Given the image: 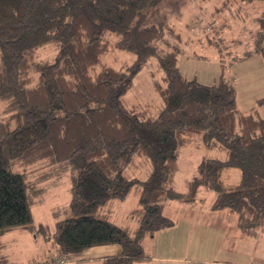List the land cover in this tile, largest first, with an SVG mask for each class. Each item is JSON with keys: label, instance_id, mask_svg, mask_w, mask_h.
<instances>
[{"label": "trees", "instance_id": "1", "mask_svg": "<svg viewBox=\"0 0 264 264\" xmlns=\"http://www.w3.org/2000/svg\"><path fill=\"white\" fill-rule=\"evenodd\" d=\"M165 1L0 0V264H13L4 234L16 227L49 238L62 255L116 243L120 252L100 264L147 260L145 239L176 222L164 213L165 202L193 200L201 188L215 191L213 207L231 210L243 229L264 224V117L258 109L264 97L249 109L240 106L222 48L218 82L188 77L179 65L180 34L147 21ZM252 5L258 14L249 12ZM217 9L243 21L228 63L264 59V0H223ZM47 44L56 52L39 57ZM238 47L245 48L240 53ZM115 50L134 60L120 67L105 62ZM151 56L164 73L156 83L163 104L154 113L123 98ZM187 145L225 154L203 157L180 190L176 175ZM234 168L238 181L226 176ZM53 172H69L71 199L54 209L49 235L32 206L43 202L47 187L41 183ZM132 192L138 196L135 227L99 212Z\"/></svg>", "mask_w": 264, "mask_h": 264}, {"label": "rangeland", "instance_id": "2", "mask_svg": "<svg viewBox=\"0 0 264 264\" xmlns=\"http://www.w3.org/2000/svg\"><path fill=\"white\" fill-rule=\"evenodd\" d=\"M222 3L223 0H166L159 6L156 14H151L147 21H155L176 29L181 36L180 43L184 48V52L179 56L180 68L188 77H195L198 81L208 84L218 82L220 48H222L221 54H223L224 62L227 63L228 75L237 77L239 104L244 109L254 105L258 98L264 97V61H260L261 56H256L249 58L248 61L236 62L232 65L228 63L232 55L237 53V47H230V44L233 45L232 39L238 36L239 30L243 27V21L230 15L227 10L221 12L216 10ZM246 8H248L247 5L243 6V12ZM248 10L252 14H258L260 11L255 5L250 6ZM245 23L252 24L253 17L248 15ZM165 31L171 41L176 39L166 29ZM49 45L51 44L39 49V57L51 58L54 55L56 49H53V45ZM244 48L238 47L240 53ZM194 53L199 54L200 58L195 57ZM103 59L107 63L120 67L132 62L134 56L124 50H115L105 55ZM163 81L164 73L159 68L158 59L156 56H151L135 74L133 85L123 96L125 103L146 105L149 113L156 112L163 104L162 97L156 90V83ZM253 88L256 92L244 101V92ZM263 105L264 103L260 104L258 108ZM262 113L264 114V108ZM224 154L218 149H209L204 146H185L179 157V170L176 175L178 189L185 190L187 179L194 176L197 165L203 157L224 156ZM228 173L231 174L230 180H239L238 169L228 171L226 176ZM41 184L42 187H47L44 200L42 203L34 204L32 210L37 223L43 222L50 226V235L55 230L54 209L58 205L68 203L71 199L69 172H64L60 177L54 173L52 178H48V181L44 180ZM215 197V191L203 189L198 193L197 199H170L165 202L164 213L176 219H183V222L206 224L217 229L221 227V230L225 232L223 246L229 249V253L239 257L246 256L252 260L262 259L264 263V224L243 229L235 222L236 215L233 212L234 219L229 220L228 212L231 210L213 207ZM137 206L138 196L132 192L127 198L114 199L108 205L101 207L99 212L107 213L118 224L135 227L138 217L133 209ZM232 221L234 223H230ZM185 230L190 232L192 227ZM159 238L155 241L147 238L144 244L159 242ZM4 239L10 242L6 251L13 264H56L61 260V254L56 247L52 246L50 239L37 233L21 231L16 227L7 231ZM152 249L154 251V246ZM64 259L67 260V264L74 262L67 256H64ZM75 262L76 264H93L84 263V260H75ZM161 262L158 260L154 264Z\"/></svg>", "mask_w": 264, "mask_h": 264}, {"label": "crops", "instance_id": "3", "mask_svg": "<svg viewBox=\"0 0 264 264\" xmlns=\"http://www.w3.org/2000/svg\"><path fill=\"white\" fill-rule=\"evenodd\" d=\"M248 59L244 61H248ZM260 61H264V59L262 58ZM236 81L238 82L237 77ZM255 92L256 90L254 88L244 92L245 95L243 100H248V97ZM254 105L248 106L244 109H249ZM263 108L264 105L258 109L259 113L264 117V114L262 113ZM203 189L204 188H201L199 192H202ZM195 199H197V196ZM233 214L231 211L228 212V215L230 216L229 220L234 219ZM182 220L183 219L178 218L174 225L157 231L155 236L150 238V241H155V239L160 237L159 242H148V244H144L146 251L151 257L147 260L136 262L135 264H154L155 261L158 260L162 262L157 264H264L262 259L252 260L246 256L239 257L229 253V249L223 246L225 232L221 230V227L217 229L209 227L206 224H193L191 222H183ZM235 222H237V215ZM230 223H234V221ZM190 226L192 227L190 232L185 230V228L189 229ZM153 246L154 251L152 249ZM120 250L121 246L115 243L93 246L75 254H60L61 258L67 256L69 257V260L74 261L70 264H76L77 262H75V260H84V263L100 264L102 258L116 254L120 252ZM72 256L74 257L72 258Z\"/></svg>", "mask_w": 264, "mask_h": 264}, {"label": "built area", "instance_id": "4", "mask_svg": "<svg viewBox=\"0 0 264 264\" xmlns=\"http://www.w3.org/2000/svg\"><path fill=\"white\" fill-rule=\"evenodd\" d=\"M67 262H66V260H64V259H61L60 260V262H58V264H66Z\"/></svg>", "mask_w": 264, "mask_h": 264}]
</instances>
